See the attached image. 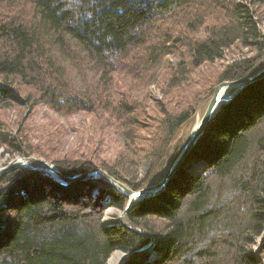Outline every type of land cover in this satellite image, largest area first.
Returning <instances> with one entry per match:
<instances>
[{
  "label": "trees",
  "instance_id": "obj_1",
  "mask_svg": "<svg viewBox=\"0 0 264 264\" xmlns=\"http://www.w3.org/2000/svg\"><path fill=\"white\" fill-rule=\"evenodd\" d=\"M261 6L264 0H0V105L28 101L22 87L30 84L57 111L92 110L112 97L115 65L147 74L171 44L184 47L177 50L183 57L174 69L178 82L190 67L222 58L236 43L256 52L234 59L219 81L246 77L264 64ZM38 17L76 65L70 37L87 49L101 68L103 91L86 95L71 84L51 59ZM203 26L206 36L190 37ZM141 60L143 69L133 64ZM162 109L150 172L140 182L126 180L132 189L150 184L192 119L193 109ZM116 111L124 114L123 104ZM1 145L31 155L3 129ZM52 163L67 176L96 168L80 160ZM106 171L124 179L121 170ZM106 200L123 211L129 194L103 175L58 181L35 162L1 173L0 264H106L116 250L146 246L145 233L102 222ZM124 221L156 241L123 264H264V242L259 251L253 246L264 233V77L221 106L164 189L136 199Z\"/></svg>",
  "mask_w": 264,
  "mask_h": 264
},
{
  "label": "rangeland",
  "instance_id": "obj_2",
  "mask_svg": "<svg viewBox=\"0 0 264 264\" xmlns=\"http://www.w3.org/2000/svg\"><path fill=\"white\" fill-rule=\"evenodd\" d=\"M261 10L264 14V6H261ZM37 21L41 24V35L49 47L52 61L71 84L86 95L90 92L92 94L95 91H103L104 84L99 81L101 68L95 64L87 49L75 38L70 37L73 50L77 58L79 57L76 65L75 61L54 41L53 30L46 27V24L40 23L39 17ZM176 21L177 19L171 23L174 24ZM261 25L264 32V15ZM190 34L193 38L204 37L206 29L204 26L199 27L197 32ZM182 48L184 47H177L175 44L168 45V54H164L161 61H156L158 64L147 74H133L115 65V70L110 74L112 79L109 90L112 97L110 99L106 97L92 110L73 113L57 111L42 101L41 91L30 84H23L22 90L28 96V101L25 100L23 104L0 105V129L8 131L12 144H19L23 149L31 152L30 156L43 158L51 163L54 160L66 163L77 160L91 162L96 168L105 171L108 168H115L121 170L124 177L120 181L128 185L126 180L140 182L150 172V165L154 159L153 151L157 147L151 140L154 138L159 117L161 118L163 114L162 106L174 113L186 108L193 109L192 119L180 129L172 143L174 149L170 157L149 182L157 183L176 155L175 148L178 145L181 147L197 124V120L204 114L215 86L220 83L222 70L234 59L252 56L256 52L236 43L226 49L222 58L205 62L199 67H190L187 77L178 82L180 76L178 77L174 69L183 59L182 54L177 51L178 49L181 51ZM142 63L141 60L133 64L141 68ZM262 66L264 64L258 67ZM139 68L131 67L132 70ZM232 90L234 91L235 88ZM232 90L223 94H231ZM122 104L124 114L116 111V108H120ZM131 109L133 113H130ZM132 118L138 120L135 128L131 127ZM133 148L135 152L131 151ZM19 156L24 155L19 151L11 153L10 149L7 151L6 147L1 145L0 167ZM194 169L200 172L201 164L194 166ZM97 174L102 175L100 172ZM106 203L107 200L102 222L117 223L122 210L113 205L108 206ZM158 226L161 228L160 224ZM263 241L264 233L253 245L257 251ZM123 254V251H114L106 264H115L118 255L120 258Z\"/></svg>",
  "mask_w": 264,
  "mask_h": 264
},
{
  "label": "water",
  "instance_id": "obj_3",
  "mask_svg": "<svg viewBox=\"0 0 264 264\" xmlns=\"http://www.w3.org/2000/svg\"><path fill=\"white\" fill-rule=\"evenodd\" d=\"M264 77V66L259 68L255 73L251 75H247L246 77L237 78L235 80H223L222 82L218 83L215 88L214 92L212 94V98L209 101L207 107L205 108L204 114L201 116V118L198 120V123L195 125L192 132L187 136L186 140L183 142L181 147L179 148L178 152L172 159L169 167L165 171L163 177L154 184H149L143 188H140L138 190L130 188L128 185L123 183L122 181L116 179L112 175H110L107 171L101 169V168H92L90 170L78 173L74 176H67L62 173V171L53 163L50 161H47L43 158H38L36 156H19L14 159H12L8 164L5 166L0 167V174L6 171L11 170L15 167L20 166H30L31 162H35L39 165H42L43 168L48 170L50 173H52L53 176L59 181L63 180L66 183L75 181V180H81V179H92L99 177L101 175H98L97 172H100L104 177H106L109 181L116 183L120 188H122L124 191H126L129 194V200L126 204L125 209L121 212L119 215L117 223L129 228L132 231L139 232V233H145L146 235L150 236L151 240L150 242L144 246L141 249L134 250L132 252H123L124 254L119 259L117 264H123L128 258L132 257L133 255L137 254L138 252L142 251L143 249H146L153 245V243L156 241L155 236L149 234L148 232H145L144 230H141L137 227H132L128 225L124 221V217L126 216V213L128 212L130 206L136 199H141L145 197L153 196L160 191H162L165 187V185L168 183L172 175L175 173V171L178 169L186 155L189 153V151L192 149V147L195 145L196 141L202 136L203 130L207 127V125L210 123V120L213 118V116L220 110L221 106L224 105L225 102L231 100L237 92H239L241 89L245 88L248 84L258 80V78ZM225 85H232L235 87V90L229 94V97L224 100V102L221 103V98L219 97L221 90ZM221 103V104H220ZM264 242V241H263ZM263 244V243H262ZM262 246V245H260Z\"/></svg>",
  "mask_w": 264,
  "mask_h": 264
},
{
  "label": "bare ground",
  "instance_id": "obj_4",
  "mask_svg": "<svg viewBox=\"0 0 264 264\" xmlns=\"http://www.w3.org/2000/svg\"><path fill=\"white\" fill-rule=\"evenodd\" d=\"M232 88H235L234 86H232V85H225L224 87H223V89L221 90V92H220V95H219V97L221 98V103L222 102H224V100H226L228 97H229V94H227V95H224L223 93H225V92H228V91H230V90H232ZM233 91V90H232ZM220 103V104H221ZM199 118V117H198ZM197 123H198V120H197ZM34 167V166H33ZM122 256V255H121ZM121 258V257H120ZM119 255H118V258H117V260H116V262H115V264H117L118 263V261H119Z\"/></svg>",
  "mask_w": 264,
  "mask_h": 264
}]
</instances>
